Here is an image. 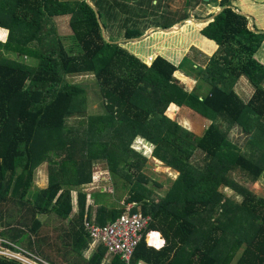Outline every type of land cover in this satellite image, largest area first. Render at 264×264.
<instances>
[{"label":"trees","instance_id":"1","mask_svg":"<svg viewBox=\"0 0 264 264\" xmlns=\"http://www.w3.org/2000/svg\"><path fill=\"white\" fill-rule=\"evenodd\" d=\"M233 1L220 0L218 12L202 15H213L200 33L219 50L203 64L187 57L173 64L153 57L152 48L145 57L141 49L134 54L118 40L121 30L132 40L143 35L154 24L159 0H0V247L35 253L51 263L60 256V264H124L118 255L107 262L102 245L84 257L90 239L83 219L104 223L134 201L132 209L150 219L131 262L264 264V197L232 176L238 170L254 180L264 172V61L255 57L263 49L264 31L253 24L249 28L248 17ZM62 14H70L68 36L55 30L53 17ZM188 15L187 9L163 15L175 20L154 25L166 29ZM182 31L175 33L178 38H184ZM160 32L132 44H149L163 37ZM177 70L195 74L191 89L178 81ZM70 73L94 75L106 98L103 112L87 115L85 91L64 78ZM241 77L252 86L246 100L234 89ZM170 103L208 118L203 135L169 119L164 111ZM234 127L244 135L246 152L235 154L228 145ZM138 139L150 147L149 156L135 148ZM131 156L144 163L158 159L178 171L162 196L153 197L146 185L137 189L148 178L132 166L141 178L133 180ZM94 160L107 162L114 188H133L121 204L116 205L120 195L108 201L105 189L82 191L91 181ZM43 162L48 184L36 187L34 170ZM217 183L231 186L241 199L212 193ZM71 190L77 208L64 221L72 207ZM87 196L96 203L93 215ZM38 212L47 213L42 222ZM151 230L165 239L162 247L145 242ZM0 264L25 263L0 254Z\"/></svg>","mask_w":264,"mask_h":264},{"label":"rangeland","instance_id":"2","mask_svg":"<svg viewBox=\"0 0 264 264\" xmlns=\"http://www.w3.org/2000/svg\"><path fill=\"white\" fill-rule=\"evenodd\" d=\"M232 4H234L233 6L236 5L235 8L238 9L240 12L245 13V15L248 17V24L252 23L255 27L264 31V1L234 0ZM159 5L160 6L158 10L155 12L153 16V20H151V22H153L154 24L155 21L162 22L163 24L171 22L175 19L170 20V17H165V16L167 15L170 16L173 14L175 16H178V13H180V11H183L185 9H187V11L189 12V16L182 20L175 21V23L172 24V27L166 29H161L160 27L155 26L154 24L150 25L148 28L145 29L143 35H141L138 38H134V40H132V38L124 37L123 36L124 32L121 30L118 34V40L120 42L123 41L122 45L128 51L134 53V51L132 50L137 51L141 49L143 52L142 55L143 57H145L144 54H147L146 52L147 49L152 48L151 52L155 53L153 57H155L156 55H161L164 58L171 61L173 64H177L182 57H187L192 60H195L196 62L202 63V61L205 60L206 57L211 56L212 54H214L219 50L218 48L220 47L214 41L210 40V38L200 33V28L202 25H204L206 18L191 17V13H199L201 14V16L206 15L211 11H214L215 13L216 10L221 9L218 0H159ZM161 5L165 10H162L163 8H161ZM69 18H70V14H62L53 17L55 30L59 35L68 36L72 32L69 26ZM141 19L148 20L147 17L146 19L144 18ZM186 22L190 23L191 27H186V25H184L186 24ZM179 29L183 30L182 33L185 35L182 34V36L184 38H180V37L178 38L177 37L178 33L175 34ZM154 31H163L166 33L160 32L159 35H162L163 37L157 36L155 38H152L149 44L147 41L145 42V44H132L136 42L139 43L140 41L144 40V38L146 40V37H148V35ZM170 32L173 33L169 34ZM110 34H111L110 31H108V35ZM186 36H188L186 38L187 42L184 43ZM4 38H6V32L2 40H4ZM150 44L154 46L149 47ZM261 45H263V49L260 50L255 55V57L260 62H263L264 40L261 43ZM160 49L161 52H159ZM139 58L142 59L141 57ZM142 60L146 63L149 62L147 61V59H142ZM193 75L195 74L185 75V73L181 70L180 71L177 70L175 72V76L178 78V81L188 90L191 89L193 85H195L196 83L195 77H193ZM64 78L66 81L82 87L83 90L85 91V109L87 115H93L96 114L97 112H103L106 109L105 107L106 98L105 96L102 95V93H100L99 88L96 84L95 77L92 73H75V74L70 73V74H66ZM234 89L244 100H246L252 93V86L243 77H241L235 83ZM167 108L168 106L166 107V109ZM166 109L164 111V114L169 119L176 121L178 124L183 126V128H186L187 130L190 131V133L198 137L203 135L204 130L207 128V126L210 123V120L208 118L202 116L201 114L197 113L196 111H193L192 109L184 105L181 106L170 105L167 112ZM230 139L231 140L228 141V145L232 150H234L235 154H238L240 151L241 152L247 151L246 148L248 147V145L246 144L244 135L241 133L238 127H234L231 129ZM134 146L137 150H141L146 156H149L150 147L147 144L145 143L143 144L142 141L138 139L134 142ZM130 162L131 163L128 168V171L130 173L135 172L133 176V180H139V179L141 180L140 177H135L137 176L138 173H144L147 175L148 178L147 179L148 181H144L139 185H137L138 186L137 189L141 187L144 188L145 185L151 187L153 191L152 196L155 197L156 199L162 196L166 192V190L171 185V183L173 182L174 178L178 173L176 169L162 164L161 161L158 159H154V161L153 160L150 161L149 159H147L144 163L143 160L139 162L138 159L135 158V156L133 157L131 156ZM132 166L133 168L138 169L136 170L138 173L132 170ZM119 175H121L122 178H124V175L122 173ZM232 176L234 177L235 181H237L242 185H245L253 193H255V195H260L264 197V172H261L258 175V177L254 180L248 179L246 176H244V174H241V172L238 170H233ZM33 181H34V186L36 187L46 186L48 184V165L46 162H43L37 167H35ZM124 183L126 182L124 181ZM100 186H103L104 189L107 191L108 201H115L116 198L120 195L119 201L117 200L116 205H119L124 201V197L129 194L128 190L132 188L125 184L124 186L118 185L117 187L114 188L110 178V170L108 169L107 162L105 160H94L92 161V165H91V181L83 184L82 191L97 189L100 188ZM215 190L223 192L226 198H229L234 202L239 201L242 196V194H239L231 186L223 185L222 183H217L212 193H214ZM70 192H71L70 194L71 204L72 201L76 203V193L73 192V190H71ZM85 202L90 203L92 201L87 196ZM95 206L96 203L92 202L90 207H92L93 210ZM76 208L75 205L71 207L68 215L64 218V221H66L72 215V213H74ZM93 214L94 213L91 212V215ZM46 216H47L46 212L37 213V218L39 219V222H42ZM52 227L53 225L52 223H50L48 228L50 229V234L53 236L54 233L52 231L53 230ZM92 245H89L88 248L83 251V255L85 258H87L91 254L93 250ZM241 250L242 247L238 250L237 253H240ZM0 251L11 252L12 254L22 256V254L18 253L17 251L10 250L7 248L0 247ZM28 255H31L34 258L39 259V255L35 253H31ZM237 256L238 254H236L235 258H237ZM110 257H111L110 255L106 257L107 262H109ZM34 258L31 257V259H28L30 261L29 264H43V263H38L40 261L37 262ZM53 261L54 263L49 262V264L62 263V259L60 256H55L53 258Z\"/></svg>","mask_w":264,"mask_h":264},{"label":"built area","instance_id":"3","mask_svg":"<svg viewBox=\"0 0 264 264\" xmlns=\"http://www.w3.org/2000/svg\"><path fill=\"white\" fill-rule=\"evenodd\" d=\"M151 61L152 59L149 62ZM135 204L134 201L125 202L124 209L113 219L104 223H98L92 217L83 219L84 230L90 239L89 245H95H92V249L97 245H102L106 249V256L118 255L124 264H145L140 259L135 262L130 260L132 251L137 242L142 239L143 232L150 219L149 214L143 213L140 209H132ZM147 233L144 236L145 242L147 245L153 246L147 240ZM17 252L22 254V256L5 251H0V254L17 258L25 264H29L30 261L28 259H31V257L34 258L28 255L29 253L26 251ZM34 259L37 262L40 261L38 263L49 264L45 260Z\"/></svg>","mask_w":264,"mask_h":264},{"label":"crops","instance_id":"4","mask_svg":"<svg viewBox=\"0 0 264 264\" xmlns=\"http://www.w3.org/2000/svg\"><path fill=\"white\" fill-rule=\"evenodd\" d=\"M220 0H218V2H219ZM260 1H264V0H260ZM244 13V12H243ZM192 14V13H191ZM189 16V15H188ZM187 16V17H188ZM187 17H185V18H187ZM191 17H195V16H192L191 15ZM199 18H207L206 16H202V17H199ZM184 19V18H183ZM179 20H182V19H179ZM1 28V27H0ZM4 29V28H3ZM6 30V29H5ZM6 32H7V30H6ZM203 35V34H202ZM1 41H3V40H1ZM170 104H173V105H176L175 103H170ZM177 106V105H176ZM181 106V105H180ZM94 180V179H93ZM99 190H103L104 189V187L103 186H100V188H98ZM92 190H94V189H92ZM92 190H87V191H92ZM74 192V191H73ZM91 200V199H90ZM91 203L92 202H90V203H87L88 204V206H89V209H90V212H94V208H93V210H92V207H90L91 206ZM76 203H74L73 201H72V206H74ZM151 233L153 234V233H158V234H160V238H161V240H162V244H161V246L160 247H162L163 245H164V243H165V239L162 237V235H161V233L160 232H158V231H154V230H152V231H149L148 233H147V237H148V234H149V237L147 238V240L149 241V238H150V235H151ZM153 245V244H152ZM153 247L154 248H160V247H157V246H155V245H153ZM146 264V263H145Z\"/></svg>","mask_w":264,"mask_h":264},{"label":"bare ground","instance_id":"5","mask_svg":"<svg viewBox=\"0 0 264 264\" xmlns=\"http://www.w3.org/2000/svg\"><path fill=\"white\" fill-rule=\"evenodd\" d=\"M149 242L157 247H160L162 244V240L160 238V234L153 233L150 235Z\"/></svg>","mask_w":264,"mask_h":264},{"label":"water","instance_id":"6","mask_svg":"<svg viewBox=\"0 0 264 264\" xmlns=\"http://www.w3.org/2000/svg\"><path fill=\"white\" fill-rule=\"evenodd\" d=\"M90 4H91V3H90ZM91 5H92V4H91ZM235 9H236V8H235ZM219 10H220V9L216 10L215 13L218 12ZM241 13H243V12H241ZM243 14H245V13H243ZM212 17H213V15H211V16H209V17H207V18H212ZM207 18H206V19H207ZM251 24H252V23H251ZM251 24H247L249 28H251ZM171 27H172V26H171ZM161 29H164V28H161Z\"/></svg>","mask_w":264,"mask_h":264}]
</instances>
